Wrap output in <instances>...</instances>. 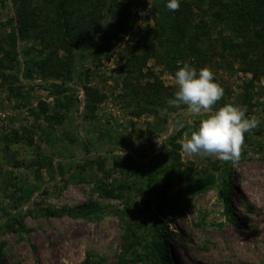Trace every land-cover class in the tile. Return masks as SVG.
Wrapping results in <instances>:
<instances>
[{"label":"rangeland","instance_id":"rangeland-1","mask_svg":"<svg viewBox=\"0 0 264 264\" xmlns=\"http://www.w3.org/2000/svg\"><path fill=\"white\" fill-rule=\"evenodd\" d=\"M146 2L144 7L135 3V30L156 27L153 0ZM90 9L87 2L75 13ZM13 13L12 0H0L5 48H10ZM33 36L19 40L17 56L0 53L3 264H81L87 255L92 264H116L123 234L134 232L144 245L162 224L170 230L173 264H264V74L250 85L253 72L241 71L229 56L224 64L214 58L203 64L213 70L225 104L242 106L259 121L244 134L239 160L225 162L189 156L182 144L201 117L189 114L185 106H164L176 90L177 68L185 61L201 68L195 61L178 59L172 71L150 58L139 73L128 65L127 53H118L122 47L100 51L97 57L89 53L77 63L89 95L67 67L59 80L66 77L70 84L56 97L50 73L58 71V60L68 54H52ZM18 68L19 78L14 75ZM159 95L165 100L158 101ZM86 142L90 153L85 152ZM211 174L214 183L189 201L187 175ZM228 182L233 187L232 217L220 195ZM88 205L94 208L89 215L64 213Z\"/></svg>","mask_w":264,"mask_h":264},{"label":"trees","instance_id":"trees-1","mask_svg":"<svg viewBox=\"0 0 264 264\" xmlns=\"http://www.w3.org/2000/svg\"><path fill=\"white\" fill-rule=\"evenodd\" d=\"M12 2L14 13L8 22L11 32L7 38L10 48H5L0 41V53L17 56L20 54L19 40L30 38L33 36L32 33L34 38H41L44 46L50 49L52 54H57L58 50L66 52L67 59L58 60L62 62L58 71L50 73L56 97L65 94V85L70 84L66 77L59 80V77L68 71L67 67L69 72L71 69L75 72L76 82H79L83 89H87L88 96V86L83 82L81 71L78 70V61L89 53L97 57L98 52H111L117 47H122L118 53H127L128 65H131L133 71L139 70V73L150 58L174 71L178 59L195 61L203 67L207 60L213 58L221 59L220 62L224 64L229 56L239 62L241 71L253 72L250 85L264 74V0H181L177 11L168 10L166 0H153L156 27L147 24L138 30L134 29L139 19V13L134 6L137 3L144 7L146 0H12ZM87 2L92 9L90 12L75 13L78 7ZM225 28L229 33H226ZM216 29L217 35L213 36ZM186 56L190 59H184ZM0 65H4L1 59ZM46 66L48 65H41L43 72H46ZM29 67L31 68L30 64ZM20 72L18 68L14 75L19 78ZM44 74L45 80H48V74ZM70 80L73 81L74 78ZM245 93L246 101H250V93ZM172 95L170 94V98ZM158 98V101L165 100L161 95ZM75 99L80 101L81 98ZM224 104L223 92V96L213 109ZM63 105L68 106V103ZM164 106L169 107L167 103ZM47 111L48 108L44 107L43 112L46 114ZM75 111L76 116H79L78 106ZM58 116L59 114H52L57 121L60 120ZM89 145V142L85 143L86 153L91 152ZM163 147L168 148V145L164 144ZM183 176L185 175L181 172L180 179H183ZM187 176L185 194L191 195L189 201L195 193L206 190L216 179L214 174L206 178ZM232 191L233 187L229 182L220 189L225 212L230 217L233 216ZM109 195L119 194L109 191ZM93 211L94 208L88 205L67 209L64 213L84 216ZM175 211L176 208L172 207V212ZM160 221L163 223V220ZM169 234L167 224H162L155 234L151 233V238H147L148 241L144 245L138 236H133L136 235L134 232L123 234L122 249L116 264L136 261L144 264H173ZM2 248L0 242V264H3ZM81 264H92L90 255H87Z\"/></svg>","mask_w":264,"mask_h":264},{"label":"clouds","instance_id":"clouds-1","mask_svg":"<svg viewBox=\"0 0 264 264\" xmlns=\"http://www.w3.org/2000/svg\"><path fill=\"white\" fill-rule=\"evenodd\" d=\"M181 0H166L170 11L180 8ZM176 90L167 100L168 106H185L189 114L201 117L198 127L182 144L189 155L215 157L221 161L239 160L244 134L258 126L255 116L246 115L247 109L224 104L213 109L223 96V89L215 80L211 68L197 69L185 61L174 73Z\"/></svg>","mask_w":264,"mask_h":264}]
</instances>
